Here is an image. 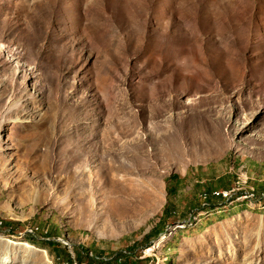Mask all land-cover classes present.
I'll return each instance as SVG.
<instances>
[{
    "label": "rangeland",
    "instance_id": "1",
    "mask_svg": "<svg viewBox=\"0 0 264 264\" xmlns=\"http://www.w3.org/2000/svg\"><path fill=\"white\" fill-rule=\"evenodd\" d=\"M84 253L264 264V0H0V264Z\"/></svg>",
    "mask_w": 264,
    "mask_h": 264
},
{
    "label": "trees",
    "instance_id": "2",
    "mask_svg": "<svg viewBox=\"0 0 264 264\" xmlns=\"http://www.w3.org/2000/svg\"><path fill=\"white\" fill-rule=\"evenodd\" d=\"M164 230V228L162 227V224L160 222L159 225H157L156 229L153 230L154 235L162 233ZM92 243H94V241H92ZM82 255V253L80 254ZM85 258L88 260V263L90 264H95V259L97 258V256H89L88 253H84ZM96 264H138V262L136 261H132L130 259H128V257H125L122 259V256H120L119 254H116L114 256V258H110V259H100L97 261Z\"/></svg>",
    "mask_w": 264,
    "mask_h": 264
},
{
    "label": "bare ground",
    "instance_id": "3",
    "mask_svg": "<svg viewBox=\"0 0 264 264\" xmlns=\"http://www.w3.org/2000/svg\"><path fill=\"white\" fill-rule=\"evenodd\" d=\"M233 191H235V190H233ZM233 191H232V189L230 191H222V192H220L221 193L220 195H222V197H225L226 199H229V198L233 197V195L238 194V192H233ZM251 195L256 196L255 191H253L252 189L251 190L249 189L248 192L240 193L239 198H243V199L255 198V197H251Z\"/></svg>",
    "mask_w": 264,
    "mask_h": 264
},
{
    "label": "built area",
    "instance_id": "4",
    "mask_svg": "<svg viewBox=\"0 0 264 264\" xmlns=\"http://www.w3.org/2000/svg\"><path fill=\"white\" fill-rule=\"evenodd\" d=\"M251 197H256V196H254V195H251Z\"/></svg>",
    "mask_w": 264,
    "mask_h": 264
}]
</instances>
